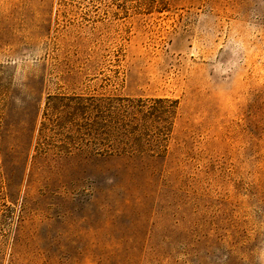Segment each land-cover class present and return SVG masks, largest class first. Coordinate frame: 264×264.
<instances>
[{
	"label": "rangeland",
	"instance_id": "374dc122",
	"mask_svg": "<svg viewBox=\"0 0 264 264\" xmlns=\"http://www.w3.org/2000/svg\"><path fill=\"white\" fill-rule=\"evenodd\" d=\"M77 97L172 131L118 154ZM0 264H264V0H0Z\"/></svg>",
	"mask_w": 264,
	"mask_h": 264
},
{
	"label": "trees",
	"instance_id": "16d2710c",
	"mask_svg": "<svg viewBox=\"0 0 264 264\" xmlns=\"http://www.w3.org/2000/svg\"><path fill=\"white\" fill-rule=\"evenodd\" d=\"M74 100L91 102L82 113L88 121L89 132L100 134L107 144L125 145L123 152L118 151V154L126 153L127 149L139 154L160 152L172 131V119L176 114V108L163 110L160 107L168 101L164 99L109 98L103 105L94 104L93 98L77 97ZM173 103L177 106L178 102Z\"/></svg>",
	"mask_w": 264,
	"mask_h": 264
}]
</instances>
